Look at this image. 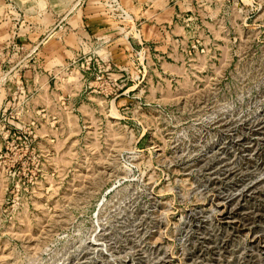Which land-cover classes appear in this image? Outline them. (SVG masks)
I'll return each instance as SVG.
<instances>
[{
	"label": "rangeland",
	"instance_id": "374dc122",
	"mask_svg": "<svg viewBox=\"0 0 264 264\" xmlns=\"http://www.w3.org/2000/svg\"><path fill=\"white\" fill-rule=\"evenodd\" d=\"M138 1L180 4V56L123 24L77 102L78 67L42 92L33 59L134 0H0V264H264V0Z\"/></svg>",
	"mask_w": 264,
	"mask_h": 264
},
{
	"label": "crops",
	"instance_id": "0c3cea01",
	"mask_svg": "<svg viewBox=\"0 0 264 264\" xmlns=\"http://www.w3.org/2000/svg\"><path fill=\"white\" fill-rule=\"evenodd\" d=\"M136 2H138L136 4ZM134 0L135 5V12H138L139 16L136 18L134 16V25L130 23H120L114 21L110 16H107L106 13L97 11V9H81V19L84 30L88 33L87 36L84 32H80L79 30H75L73 32H78V46L65 43L64 52V62H55L56 58L58 57L57 54H51L52 57H47L46 55H37L34 60V68L30 71V87L35 88L37 90L43 89L42 92L45 90H49L51 87V81L54 77L57 78L59 81L60 77L63 75H67L69 71L67 69L71 68V65H74L75 69L78 67L79 73V80L75 82L80 86L79 96L76 97V101L78 102L77 98L82 102L85 100L84 98L87 96V92L85 90L91 88L95 80H91L92 76L95 77L93 69L82 70L80 66V60L82 61L83 57L90 54L100 55L101 49L100 44L102 42L101 39L105 37V35H117V33L122 30L125 26L130 27L131 32L135 31V33L141 34V38L145 39L149 44H156L159 48V53H154V56H157L160 60L164 59L165 63H168V56L171 55L172 52L170 50L174 49V53L180 56V52L176 50L177 44H179L180 40L178 33L184 32L185 35L187 33L186 29L180 24L181 22L177 19L178 17L183 16V14H179L178 12L181 11V6L178 3H175L174 6H169L170 3H158L159 5L154 7H149L148 4L144 3L140 6L141 2L138 0ZM161 10V11H160ZM169 11V13H166ZM166 14V15H165ZM121 24V25H120ZM125 25L124 27L122 25ZM140 25V28H137ZM70 31L67 32V36L71 33ZM51 34V33H50ZM114 37V36H112ZM122 36L115 38L113 41L117 43H121V45L131 44L129 37L123 40ZM121 40V42L119 41ZM31 43V42H30ZM29 43V44H30ZM86 46H89V50L86 49ZM174 46V47H173ZM95 48L98 49L96 52H91V50ZM71 53V54H69ZM78 53H80L81 59L78 60L76 63L73 61L76 59ZM48 59L50 62L53 61L51 65L48 66ZM73 68V69H74ZM74 69V70H75ZM45 78V79H44ZM41 79L44 80L43 87L40 88L39 85H42ZM50 81V82H49ZM49 82V84H48ZM46 85V86H45ZM48 85V86H47ZM96 88L90 89V92H93ZM50 91V90H49ZM51 93V92H50ZM89 93V92H88Z\"/></svg>",
	"mask_w": 264,
	"mask_h": 264
},
{
	"label": "built area",
	"instance_id": "2783aa9c",
	"mask_svg": "<svg viewBox=\"0 0 264 264\" xmlns=\"http://www.w3.org/2000/svg\"><path fill=\"white\" fill-rule=\"evenodd\" d=\"M80 57H76L75 60H73L75 63L80 60ZM83 60H80V66L82 68V70L88 69L91 70L93 69L94 71V75H95V79L97 81H101L104 77V71L102 68V59L103 57H101L99 54L95 55V54H90L88 56H86L85 58H82ZM17 89L20 90L21 94L20 96H23V93L26 91L25 85H24V81L23 79L20 77V79L17 81ZM47 114V106H40L38 108L35 109V115L26 123V127L24 129L25 134H23V137L25 138V142L27 143V145L29 146L31 143H33L34 141L37 140V138L39 137V133H38V127L41 124V120L42 118H44ZM3 120V118L0 115V121ZM54 123V121H53ZM17 137H22L21 135L17 136Z\"/></svg>",
	"mask_w": 264,
	"mask_h": 264
},
{
	"label": "bare ground",
	"instance_id": "6f19581e",
	"mask_svg": "<svg viewBox=\"0 0 264 264\" xmlns=\"http://www.w3.org/2000/svg\"><path fill=\"white\" fill-rule=\"evenodd\" d=\"M127 15L129 16L128 12L126 13V16H127Z\"/></svg>",
	"mask_w": 264,
	"mask_h": 264
}]
</instances>
